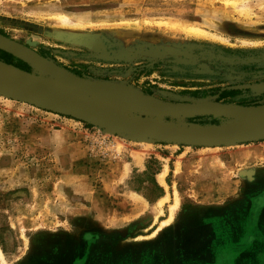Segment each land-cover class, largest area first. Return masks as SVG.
Returning <instances> with one entry per match:
<instances>
[{"label": "rangeland", "instance_id": "1", "mask_svg": "<svg viewBox=\"0 0 264 264\" xmlns=\"http://www.w3.org/2000/svg\"><path fill=\"white\" fill-rule=\"evenodd\" d=\"M0 33L115 109L146 103L134 116L161 100L264 104V0H0ZM11 55L0 64L55 81ZM173 148L0 93V264H264V139L198 147L163 189Z\"/></svg>", "mask_w": 264, "mask_h": 264}, {"label": "water", "instance_id": "2", "mask_svg": "<svg viewBox=\"0 0 264 264\" xmlns=\"http://www.w3.org/2000/svg\"><path fill=\"white\" fill-rule=\"evenodd\" d=\"M0 48L26 61L42 73L50 76L72 91L66 96L46 89L44 86L20 85L11 87L0 82V93L23 101L50 108L61 113L112 127L132 136L171 144L219 147L264 139V130L257 131L253 125L264 123V104L246 105L220 101L166 102L159 108H148L151 118L134 116L146 108V103L136 105L129 112L115 109L95 98L91 92L102 93L99 87L81 76L0 33ZM20 70V69H19ZM28 74V73H27ZM29 76V75H28ZM40 81V80H39ZM145 101L146 98L142 97ZM214 116L247 121L248 125L201 126L162 124L166 117ZM250 171L242 174L249 175Z\"/></svg>", "mask_w": 264, "mask_h": 264}, {"label": "bare ground", "instance_id": "3", "mask_svg": "<svg viewBox=\"0 0 264 264\" xmlns=\"http://www.w3.org/2000/svg\"><path fill=\"white\" fill-rule=\"evenodd\" d=\"M203 30H201L197 27H191L190 28V31L198 33V34L204 33ZM204 34H206V33H204ZM7 65H9V64H7ZM28 75L29 74H27V72H24L22 70L15 69L12 67H7V66L0 64V81L11 82V83H5L4 85L11 86V87H18L20 85H31V86H38V87L44 86L48 90L59 92V93H62L64 95H69L68 94L70 92L69 89L63 88L60 85H57V83H49L46 81L33 80V77H30ZM253 127L257 131H259V130L262 131V130H264V123L254 124ZM164 173L165 172H163L160 176L163 177ZM249 175H250V178H253L252 177L253 171H250ZM167 198H168V196L161 198L159 203L162 204L164 202V200H166ZM177 205H178V198H176V202L174 204H172V210H174V208ZM172 214H173V212H172ZM171 219H172V216H170V218L168 220H164L162 222V225L169 223L171 221ZM0 255H1V250H0Z\"/></svg>", "mask_w": 264, "mask_h": 264}, {"label": "crops", "instance_id": "4", "mask_svg": "<svg viewBox=\"0 0 264 264\" xmlns=\"http://www.w3.org/2000/svg\"><path fill=\"white\" fill-rule=\"evenodd\" d=\"M176 145H177V148H173V150L177 153H176V155L173 154V156L171 158V160H172L171 162H172V166H173L172 169L170 168V164H168V169H167V167L166 168L164 167L165 164H162L163 169H161V171L155 175L156 181L163 187V189H164V184H165L164 182L167 183L166 180H167L168 176L174 177L176 179L177 186H178L181 179H184L183 177H185L187 175V173H189L188 170L190 169V166L187 165L188 160L190 162V158L196 159V157H198L196 154L201 151L198 147H190V146L178 145V144H176ZM200 158H202V157H200ZM204 158L206 160H209L210 158L212 159V156L210 157V154H207L204 156ZM185 168H188V169H185ZM163 172H165L164 176L161 177L160 175ZM167 186H168V183H167ZM168 187H170V185Z\"/></svg>", "mask_w": 264, "mask_h": 264}, {"label": "trees", "instance_id": "5", "mask_svg": "<svg viewBox=\"0 0 264 264\" xmlns=\"http://www.w3.org/2000/svg\"><path fill=\"white\" fill-rule=\"evenodd\" d=\"M13 58V56L11 55V54H9V53H7V52H4V51H2V50H0V59H4V60H6L7 62H9V63H12L11 62V59ZM19 67H21V68H27V65L25 64V66L23 65H20ZM156 174V172L154 173V175ZM155 188L156 189H161V187L156 183L155 184Z\"/></svg>", "mask_w": 264, "mask_h": 264}]
</instances>
